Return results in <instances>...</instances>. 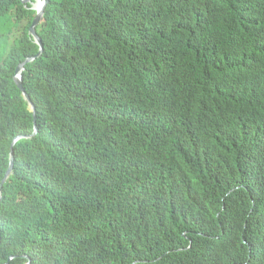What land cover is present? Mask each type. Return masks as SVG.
<instances>
[{"label":"trees","instance_id":"obj_1","mask_svg":"<svg viewBox=\"0 0 264 264\" xmlns=\"http://www.w3.org/2000/svg\"><path fill=\"white\" fill-rule=\"evenodd\" d=\"M31 20L0 34V264H264V0H48L32 137Z\"/></svg>","mask_w":264,"mask_h":264},{"label":"clouds","instance_id":"obj_2","mask_svg":"<svg viewBox=\"0 0 264 264\" xmlns=\"http://www.w3.org/2000/svg\"><path fill=\"white\" fill-rule=\"evenodd\" d=\"M18 2H19V5L22 7V8H25L26 10H28L29 11V13H25V14H23L22 16H25L23 19H25L26 21H25V25H26V23L28 22V18H30V19H32L36 14H37V8H36V5L38 4V2H41V3H43V0H18ZM45 9V8H44ZM17 11V9H13V10H11L9 13H15ZM32 13H34V16L32 17ZM44 14V13H43ZM4 17H6V16H4V15H2V16H0V34L1 35H6L7 37H8V40H9V44H12V42H13V40L15 39V38H17L19 35H20V33H21V31H22V29H21V31H19L18 30V25H17V27H15V25L12 23V22H8V21H5L3 18ZM8 17H15V15H12V16H9L8 15ZM27 18V19H26ZM43 18V17H42ZM22 19V20H23ZM21 20V21H22ZM20 21V22H21ZM42 21V20H41ZM31 22H32V20H31ZM5 24H7V27L3 30L2 29V27L5 25ZM32 24V23H31ZM31 24H30V26H31ZM25 25H24V27H25ZM23 27V28H24ZM29 29H30V27H29ZM34 32H35V30H34ZM29 34L31 35V33L29 32ZM37 35V34H36ZM38 36V35H37ZM32 37V36H31ZM238 37L241 39L242 37H243V35L241 34V33H239L238 32ZM34 40V39H33ZM35 43V42H34ZM42 43V42H41ZM36 44V43H35ZM37 45V44H36ZM38 46V45H37ZM43 46V45H42ZM39 50V49H38ZM42 51H43V49H42ZM38 53V52H37ZM41 54H42V52H41ZM40 54V55H41ZM37 55V54H36ZM36 55L34 56V57H29V58H32L33 60L35 59V58H38V57H36ZM39 55V56H40ZM29 58H26V59H29ZM25 59V60H26ZM24 60V61H25ZM32 60V61H33ZM23 61V62H24ZM32 61H30V62H32ZM22 62V63H23ZM30 62H28V63H26V64H29ZM22 63H20V64H22ZM19 64V65H20ZM25 64V65H26ZM18 65V66H19ZM24 65V66H25ZM17 68V67H16ZM16 70V69H15ZM23 71H24V67H23ZM22 71V72H23ZM21 75H22V73H21ZM14 77V76H13ZM14 80V79H13ZM15 83V82H14ZM25 101V100H24ZM27 103V102H26ZM34 106V105H33ZM27 111L28 112H30L31 114H32V126H33V132L31 133V137L32 136H34V135H36L37 134V132H38V128H37V125H36V116H35V108H34V112H32L30 109H29V107H28V105H27ZM35 129H36V133L33 135V133L35 132ZM30 136H28V137H30ZM23 138V136H16L14 139H13V141L10 143V147L13 145L14 146V144L18 141V140H20V139H22ZM12 152H13V147H12ZM9 159H10V151H9Z\"/></svg>","mask_w":264,"mask_h":264},{"label":"water","instance_id":"obj_3","mask_svg":"<svg viewBox=\"0 0 264 264\" xmlns=\"http://www.w3.org/2000/svg\"><path fill=\"white\" fill-rule=\"evenodd\" d=\"M48 0H43L42 6L40 8V10H37V14L32 18V24L30 26L29 32L31 33L32 38L34 39V42L38 45L39 50L38 53L36 55V57H39V55L42 52L43 46L41 43V40L39 39V37L36 35V33L34 32L35 27L41 22L42 17H43V13H44V8L47 4ZM32 58L26 59L22 64H20L19 66H17L16 70H15V75L13 77L15 85L17 86V88L21 91V95L23 96L24 100L27 102V105L29 107V109L34 112V106L32 104V102L30 101L29 96L25 93L23 87H22V71H23V67L26 63L32 61ZM36 133V129L35 132L33 133V135ZM12 147L13 145L10 147V162H9V167L4 175V178L2 179L1 182V186L3 183L6 182L7 178L11 175L12 173V167H13V152H12ZM7 264V263H6ZM26 264H30V260L27 261Z\"/></svg>","mask_w":264,"mask_h":264},{"label":"rangeland","instance_id":"obj_4","mask_svg":"<svg viewBox=\"0 0 264 264\" xmlns=\"http://www.w3.org/2000/svg\"><path fill=\"white\" fill-rule=\"evenodd\" d=\"M32 17L34 16V13L31 14ZM27 19V18H26ZM25 19H23L19 24H18V30L23 29L24 25H25ZM7 27V24H5L2 29L4 30Z\"/></svg>","mask_w":264,"mask_h":264},{"label":"bare ground","instance_id":"obj_5","mask_svg":"<svg viewBox=\"0 0 264 264\" xmlns=\"http://www.w3.org/2000/svg\"><path fill=\"white\" fill-rule=\"evenodd\" d=\"M41 6H42V3H41V2H38V4L36 5V8H37L38 10H40Z\"/></svg>","mask_w":264,"mask_h":264}]
</instances>
